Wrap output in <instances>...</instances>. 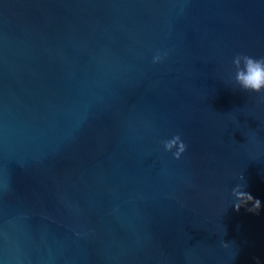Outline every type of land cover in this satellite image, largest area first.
Masks as SVG:
<instances>
[{
    "label": "water",
    "instance_id": "obj_1",
    "mask_svg": "<svg viewBox=\"0 0 264 264\" xmlns=\"http://www.w3.org/2000/svg\"><path fill=\"white\" fill-rule=\"evenodd\" d=\"M236 55L264 57V0H0V264H264Z\"/></svg>",
    "mask_w": 264,
    "mask_h": 264
},
{
    "label": "clouds",
    "instance_id": "obj_2",
    "mask_svg": "<svg viewBox=\"0 0 264 264\" xmlns=\"http://www.w3.org/2000/svg\"><path fill=\"white\" fill-rule=\"evenodd\" d=\"M160 60L161 56L157 54L153 59V63H158ZM232 63L236 68V83L243 91L260 93L264 90V57L255 58L248 55H236ZM163 147L166 152L171 151L174 147L177 149L173 154L174 159H179L186 150V145L178 135L165 141ZM232 196L236 201L233 205L234 211H239L242 207H246L247 211L251 213H257L260 210V201L242 190L241 186L238 185L233 188ZM249 204L252 205L250 208L247 207Z\"/></svg>",
    "mask_w": 264,
    "mask_h": 264
}]
</instances>
